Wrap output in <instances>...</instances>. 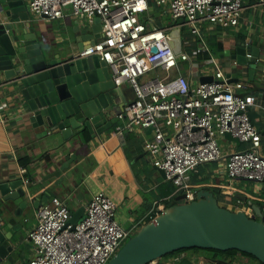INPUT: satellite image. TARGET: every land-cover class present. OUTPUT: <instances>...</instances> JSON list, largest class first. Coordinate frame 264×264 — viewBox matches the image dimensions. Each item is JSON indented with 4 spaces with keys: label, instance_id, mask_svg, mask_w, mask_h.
<instances>
[{
    "label": "built area",
    "instance_id": "1",
    "mask_svg": "<svg viewBox=\"0 0 264 264\" xmlns=\"http://www.w3.org/2000/svg\"><path fill=\"white\" fill-rule=\"evenodd\" d=\"M247 2L29 0L27 9L33 16L47 19L66 14L100 18V37L76 55H97L106 63L116 86L123 83L131 86L134 98L126 101L116 114L124 122L116 124L114 133L122 134L125 129L137 127L151 128L152 138L146 141L145 149L152 156V164L184 194L183 200L189 201L195 198V192L185 180L186 171L198 163L218 159L222 154L219 137L226 132L249 143V147L228 155L229 177L264 181V155L258 150L261 136L249 117L255 96L244 93L243 81H231L212 58L210 61L216 66L213 79L196 82L192 79L199 68L198 55L208 51L204 26L239 25ZM151 3L167 7L172 24L152 25L150 15L141 16L149 11ZM173 27L187 31L182 37L183 51L179 53L168 35ZM181 53L188 59L189 76L179 72ZM245 56L254 58L251 52ZM157 69L165 74L139 80ZM171 70L177 74L172 75ZM162 210L161 204L156 205L150 219ZM70 216L69 208L58 196H52L38 208L37 221L27 231V239L36 251L29 264H105L138 230L137 224L125 227L118 221L116 203L103 190L91 195L77 222H68ZM145 264L172 263L156 258ZM194 264L202 263L198 260Z\"/></svg>",
    "mask_w": 264,
    "mask_h": 264
},
{
    "label": "crops",
    "instance_id": "2",
    "mask_svg": "<svg viewBox=\"0 0 264 264\" xmlns=\"http://www.w3.org/2000/svg\"><path fill=\"white\" fill-rule=\"evenodd\" d=\"M150 10L159 12L157 17L149 14L150 24L164 26L161 15H169L167 7L151 3ZM95 17L88 19L66 14L47 19L31 14L41 42L55 51H63L62 54L68 52L65 57L76 54L78 44L83 48L91 44L87 34L94 32ZM203 30L208 51L198 55L199 68L192 79L196 82L202 76L213 77L216 66L210 61L212 58L225 75L230 73L228 78L231 81H243L245 88L242 91L255 96L249 117L260 133L258 150L264 155V4H250L248 1L237 26L205 25ZM100 33L101 30L95 40ZM239 45L247 49L246 53L257 47V61L250 59L247 65L237 64L235 49ZM251 67L253 72H249ZM184 74L189 76L188 71ZM2 81L0 74V181L22 177L24 184L30 183L31 187L28 205L22 214L10 213L8 217L14 216V221L0 219V228L11 235L9 242L15 252L0 257V264H29L36 251L34 244L27 239V231L37 221L38 208L48 203L52 196L60 197L72 213L80 207L85 208L94 192L103 190L116 203L118 221L125 227L137 224L139 228L150 220L156 205L161 204L164 209L183 195L164 172L152 164V156L145 149L146 141L152 138L151 128L137 127L125 129L122 134L114 133L116 124L124 122L116 114L126 101L134 98L133 89L127 83L117 86L112 109L106 112L111 125L105 124V129L93 138L87 133L83 138L75 135L63 138L60 134L46 136L43 130L36 129L30 122L28 109L22 106L21 98L19 100L10 86ZM219 144L222 154L218 159L198 163L184 175L195 197L198 190L207 189L213 192L220 205L230 210L253 215L256 207L263 213L264 181L231 178L227 172L226 161L230 152L247 148L249 143L228 139L224 134L219 137ZM71 154L74 157L66 168L57 175L46 177L58 170ZM20 158L27 161L26 166L21 164ZM23 167L25 171L21 170ZM160 260L172 264H194L198 260L202 264H262L240 254L233 259L220 260L194 252L173 253Z\"/></svg>",
    "mask_w": 264,
    "mask_h": 264
},
{
    "label": "water",
    "instance_id": "3",
    "mask_svg": "<svg viewBox=\"0 0 264 264\" xmlns=\"http://www.w3.org/2000/svg\"><path fill=\"white\" fill-rule=\"evenodd\" d=\"M94 23V32L87 34L90 43L101 30L98 16ZM82 49L78 44V51ZM257 49L251 48L254 57L258 55ZM235 50L237 64L247 65L250 60L245 56L247 49L239 45ZM62 53L41 42L26 0H0L3 84L9 85L17 98H21L22 106L30 113L31 124L43 130L46 136L83 138L87 133L93 138L105 129V124L111 125L106 112L112 109L117 86L106 63L97 55L78 56L76 53L65 57L69 53ZM253 71V67L249 68V72ZM229 75L227 72L226 76ZM211 79L213 77L201 80ZM72 157L74 154L68 155L59 169L46 177L59 174ZM24 183L22 177L0 181V219L14 221V216L8 217L10 213L22 214L28 205L31 187L30 183ZM183 198L181 195L176 203L166 206L141 225L105 264H145L169 252L191 247L237 249L264 264V222L258 208H254L253 215L230 210L220 205L207 189L198 190L192 200L183 201ZM83 213L84 207L78 208L71 213L68 222H77ZM10 238L11 235L0 228V257L7 253L14 255Z\"/></svg>",
    "mask_w": 264,
    "mask_h": 264
},
{
    "label": "rangeland",
    "instance_id": "4",
    "mask_svg": "<svg viewBox=\"0 0 264 264\" xmlns=\"http://www.w3.org/2000/svg\"><path fill=\"white\" fill-rule=\"evenodd\" d=\"M247 1H249L250 4H252L254 2H257V0H247ZM149 14L154 15V16L157 17L159 15V12L150 10L149 12L141 14V16L148 17ZM161 16L164 19L163 22H164L165 25L172 24L173 21H172L170 15H168L166 13H162ZM34 24H35V22H33V25ZM186 33H187V31L186 30L184 31L181 27H173L172 29H170L168 31L169 39H170L172 45L174 46V49H175L176 52H182L183 51L184 46H183L182 37H184ZM180 58H179V61H178L179 68H180L179 72L185 73L189 69V62H188V59L183 55V53H181ZM194 63L197 64L196 61ZM170 73L172 75H176L177 71L171 70ZM164 74H165V71H163L161 69H157V70L150 71L149 73H147L144 76L140 77L139 80L140 81H144V80H146L148 78H152V77H154L156 75L162 76ZM202 78H204V76H202ZM225 135H226V137L228 139H231V140H236L237 139V137L233 136L230 132H226ZM234 138H236V139H234Z\"/></svg>",
    "mask_w": 264,
    "mask_h": 264
},
{
    "label": "trees",
    "instance_id": "5",
    "mask_svg": "<svg viewBox=\"0 0 264 264\" xmlns=\"http://www.w3.org/2000/svg\"><path fill=\"white\" fill-rule=\"evenodd\" d=\"M20 162L24 166L27 165V161L25 159L20 158ZM179 252L202 253L205 256L209 257V258H212V259L216 258V259H220V260L233 259V258H236L238 254H240L242 256H245L247 258H251V259H254V260L260 262L253 255H251L249 253H246V252L239 251L237 249L219 250V249L198 248V247L181 248V249H178V250H175V251H172V252H169V253L165 254L160 259L166 257L167 255H170V254H173V253H179ZM260 263H262V262H260ZM180 264H188V263L183 262V263H180Z\"/></svg>",
    "mask_w": 264,
    "mask_h": 264
},
{
    "label": "bare ground",
    "instance_id": "6",
    "mask_svg": "<svg viewBox=\"0 0 264 264\" xmlns=\"http://www.w3.org/2000/svg\"><path fill=\"white\" fill-rule=\"evenodd\" d=\"M261 1H263V0H261ZM251 53H252V52H251ZM253 56H254V55H253ZM255 57H256V56H255ZM255 57H254V58H255ZM254 58H253V59H251V60H254ZM183 195H184V194H183ZM183 201H184V200H183Z\"/></svg>",
    "mask_w": 264,
    "mask_h": 264
},
{
    "label": "flooded vegetation",
    "instance_id": "7",
    "mask_svg": "<svg viewBox=\"0 0 264 264\" xmlns=\"http://www.w3.org/2000/svg\"><path fill=\"white\" fill-rule=\"evenodd\" d=\"M257 1H261V0H257Z\"/></svg>",
    "mask_w": 264,
    "mask_h": 264
}]
</instances>
